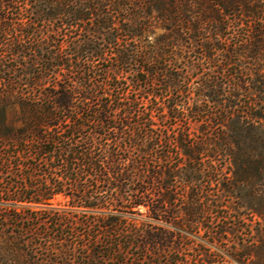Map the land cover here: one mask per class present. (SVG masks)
I'll return each mask as SVG.
<instances>
[{"label": "trees", "instance_id": "1", "mask_svg": "<svg viewBox=\"0 0 264 264\" xmlns=\"http://www.w3.org/2000/svg\"><path fill=\"white\" fill-rule=\"evenodd\" d=\"M255 160L264 0H0V264H219Z\"/></svg>", "mask_w": 264, "mask_h": 264}, {"label": "rangeland", "instance_id": "2", "mask_svg": "<svg viewBox=\"0 0 264 264\" xmlns=\"http://www.w3.org/2000/svg\"><path fill=\"white\" fill-rule=\"evenodd\" d=\"M162 32V29L157 30V34ZM200 123L196 119L190 121L188 125L193 133H199ZM248 166L250 173L241 178L234 199V210L231 214L226 211L220 212L221 215H228L222 223L230 225L234 219V229L224 233L221 241L213 240L208 233H203L201 237H193V241L203 251L216 255L219 264H264V161L255 160ZM56 202L63 204L65 199L58 196ZM14 206L9 196L0 194L2 212ZM242 240L251 241L250 248L246 249L242 246L240 243ZM195 252V249L190 252L191 261L194 259Z\"/></svg>", "mask_w": 264, "mask_h": 264}]
</instances>
